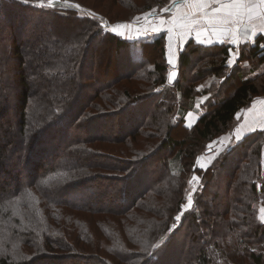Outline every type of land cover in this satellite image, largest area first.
Here are the masks:
<instances>
[{"label":"trees","instance_id":"1","mask_svg":"<svg viewBox=\"0 0 264 264\" xmlns=\"http://www.w3.org/2000/svg\"><path fill=\"white\" fill-rule=\"evenodd\" d=\"M48 1L0 0V83L11 76L22 86H13L17 99L2 94L0 105V264H83L91 249L103 251L89 264H161L180 242L174 264H264V223L252 210L264 195V129L221 149L206 171L196 164L202 147L264 98V36L240 46L232 67L230 46L190 39L169 84L165 33L129 41L107 31L111 12ZM171 1L111 3L115 17H127L122 8L133 13L119 22L158 15ZM107 43L115 57L109 71L97 55ZM202 98L203 112L188 127L185 116ZM194 174L202 176L195 204L173 229ZM106 187L119 190V202ZM154 203L159 219L137 217ZM79 214L100 216L106 247L73 223Z\"/></svg>","mask_w":264,"mask_h":264},{"label":"rangeland","instance_id":"2","mask_svg":"<svg viewBox=\"0 0 264 264\" xmlns=\"http://www.w3.org/2000/svg\"><path fill=\"white\" fill-rule=\"evenodd\" d=\"M78 1H81V0H78ZM82 1H83L82 3H84V4H88L90 6H94V7L98 8L97 11H99V12H107L108 11V12H111L112 13L111 16H113L112 18H113V21L114 22H110V23H108V25L106 24L108 28L115 27L116 25H120V24H126V25L127 24H131L132 25V29L131 30H121V31L124 32V36H122L121 38L126 39V40H129V41H135V40H138V39H141V38H145L146 36H148L149 33L148 34H145L143 36H140V34L136 31V29L139 28V29L142 30V27H140V25L142 24L143 20L145 19L144 17L147 14H149V13H152V12L155 13V11H156L155 9L154 10H151V11L144 12V13L139 14V15H136L130 21H119V22H117V20H122V19L129 18L131 15H133V13L130 12V11L125 10L124 8H122L120 10V12L127 13V14L123 15V16H127V17L126 18H124V17H120L119 18L117 16L115 17V14L117 12V9H119V7H115L111 3V0H103L102 3L99 0H82ZM49 2H50V0L48 1V4H49ZM51 2H52V4H55V3H60L61 0H51ZM66 4L76 7L81 14H89V15H92V16H96L97 15L96 12H93V11L87 9V8H84L78 2H68L67 1ZM165 8H167V7H165ZM137 18H140V19H137ZM109 33H111V32H109ZM48 36H50V34H48L45 38H43V41L44 40H47L48 39ZM129 36H132L133 38L132 39H129L128 38ZM135 37H139V38H135ZM107 48H108V43L105 45V47H100V46L97 47V55H100L101 54V59H102L103 65H106V69L108 68V71H109V68L112 65L111 62H114V61H109V60L110 59L112 60L115 57H114V53H113V51H111L110 47L108 49ZM23 50H25V53L27 54V57L29 58L31 56V51L29 50V48L28 47L27 48L24 47ZM150 60L153 61L152 58H151V56H150ZM106 69H105V71H106ZM105 71H103L102 73H98L97 77L98 78L103 77L104 74H105ZM110 72H111V70H110ZM18 83H19L18 82V79L16 77L15 78L14 77L11 78V76H9V78L7 79V82L0 83V85H2V86H0V105L2 104V100H1V97H3L2 94H4V97H5V95H9V98H12L13 97L14 99H17V95L15 93H13L12 90H13V86L16 87V85H18L19 86V89H21L22 86L19 85ZM83 83H88V81L85 80V82H83ZM30 85L33 88V90H36V86L34 85L33 80H31ZM1 89H2V92H1ZM204 101H205V99L202 98L200 100L199 104H197V107H195V109L192 110V111L200 112L199 116L203 112V109L201 108V103L204 102ZM186 117H187V115L185 116L186 125L188 127H191L195 123V120H196L197 116L194 115V118L193 119H188V120H187ZM238 126H239V124H237L231 132H229V133H227L225 135H222V136L216 138L214 141L206 144L205 147H202V149L200 150V152L198 154V157H197V161H199V165L197 164V161H196L197 167L200 170L206 171L207 168L209 167V165L216 159V157L218 156V154L221 151V149L223 150L224 147H227V148L228 147L229 148L230 147H234V146H237L238 143H240V141L243 138L239 137L240 135H237V133H238L237 132L238 131ZM181 129L182 128H180V127L179 128H176L173 131L174 134L175 133H178L179 130H181ZM191 140L192 139L190 138L189 142ZM208 151H210V152H208ZM176 152L177 151H175L174 153H176ZM263 162H264V159H263ZM201 166H203V167H201ZM231 166H232V164H231ZM231 166L229 165L225 171H222L221 172L220 175L223 176L224 178L227 175L229 176L228 170L230 171L232 169ZM229 167H231V168H229ZM204 169H206V170H204ZM263 169H264V166H263ZM240 174H241V170H239V173L236 175V177H235L236 180H239L240 179ZM194 177L199 180V183H197L196 180L193 179ZM193 178L191 179V182L192 183L190 184V186L188 188L189 191H188L187 197H186L187 200H188V197L189 196L192 197V206H191V208H193V206L195 204V200H196L195 198H196V195H197V190L202 185V176L200 174H198V175L197 174H194L193 175ZM252 180L254 181V179H252ZM241 181H243V179H241L240 182ZM146 183L147 182H145L144 185H146ZM259 185H262V184L259 183ZM106 188H107V194H109V196H112L111 198H116L117 197V200L119 199L118 197H119L120 194H119V190L118 189L117 190H113V189H110L111 187L110 188L109 187H106ZM175 188H176V185H174V189ZM220 189H221L220 192L222 193V195L220 196V198L218 199V201L219 202H224V200H226L225 199V191H226L225 189L226 188H225V186H222V187H220ZM142 190H143V187H140L137 192L139 193ZM91 194L94 195V193H91ZM263 194H264V192H263ZM133 197L134 196H132L130 198L132 199ZM158 200H163V195L160 196V197H158ZM187 200H186L185 204L182 206V210L180 211V213H178V214H180V220H175L174 223H173V225H172L173 229H175V227H177V225L181 222L182 215L185 212H187L189 209H191V208H188L187 210H185V208L187 207ZM118 202H119V200H118ZM255 202L258 203V204H255L254 205ZM156 204L157 203H154L153 205L149 206L144 212L140 213V216H137V217L138 218L139 217H144V218H147V219H152V218L154 219V218H156L155 216L157 215L158 216L157 219H159L160 218V214H159L160 213V209L157 207ZM252 210H253V212L255 211V214H257V218L261 221V215H262V211L261 210H264V195L263 196H259L258 197V200H256V201L254 200L252 202ZM175 213H176L175 209L172 208L170 210V212L168 213V216H167L168 217V223L171 221V217ZM178 214H176V216ZM79 216H80L79 218H77V217L74 218L73 223L76 222V219H78V220L82 219L81 214H79ZM104 217H106V220H108L110 218V220H108V222H111V224H112V222H115V221L118 222V220L115 217H111V216H109V217L108 216H104ZM163 218H165V216H163L162 219ZM136 219L137 218H134L133 222L136 223L137 222ZM97 220L98 221H101L100 216H97V219L94 218V216H89V218H84V221L83 220H80V222H82L83 224H85L86 229L89 232V233L87 232L88 235H86V236H88V238L91 241H93L94 243H95V241L98 242V243H100L101 244V247L104 248L111 241L109 242V239L110 238L108 239V236L106 237V235L104 234V230H102V229H104L103 225L100 224V226L99 225L96 226ZM142 225H144V224H141V226ZM185 228H187V227H185ZM138 233H139V231H138ZM139 235L140 234H138V236ZM134 244L135 243H132V245H134ZM180 244H181V242L178 243L175 246H171L170 248H168V251L165 252L166 255L164 254L162 256L161 264H171L172 263V260L179 253L178 251L180 250V247H181ZM109 247H110V245H109ZM97 250L99 252H96ZM97 250L96 251H93V249H91L88 254H84L85 256H87V258L84 260V262L82 261V263L83 264H89L90 262H93L94 260L97 262L98 259H99L98 255H100V251L101 250L103 251V249H101V250L97 249ZM65 264H71V262H66ZM172 264H174V263H172ZM245 264H247V263H245ZM248 264H250V263H248Z\"/></svg>","mask_w":264,"mask_h":264},{"label":"crops","instance_id":"3","mask_svg":"<svg viewBox=\"0 0 264 264\" xmlns=\"http://www.w3.org/2000/svg\"><path fill=\"white\" fill-rule=\"evenodd\" d=\"M225 3H230L231 0H223ZM219 5L213 4L211 7L207 8L208 13H212L215 11L216 7ZM191 9L188 7V0H172L171 4L167 7L161 10V13L156 15L154 12L147 14L140 25L142 29L147 27L148 29H151L153 26H156L160 28L161 30L159 32H152L149 31L148 33H165L166 34V55H167V61L169 56L172 57L173 61L176 64V68H179V57L180 53L184 50L187 42L190 39H196L203 40L204 44H225L230 46V58L229 60H233L235 64L237 58H238V51L240 46L251 43L253 44L257 37L264 36V22L256 20L253 21L248 25V28L251 30L247 33H241V39L240 42L236 45H233L228 42L229 38H225L224 43L218 42V37L213 36V31H219L220 27L216 26L215 28L209 27L207 24L201 23L193 28L192 31H186L180 28H174L173 31V39L169 40V34L166 32V29L168 27H173V25L170 23L174 18H180L183 17L186 13H190ZM193 20H203L204 17L197 14L196 16L191 17ZM164 20L165 24L160 25V21ZM147 33V34H148ZM202 33V34H201ZM252 33H255V35H252ZM252 36L251 39H249V36ZM181 36H183V39H181ZM229 66V67H232ZM169 72L173 70L171 64L168 63ZM191 111L187 114V120L193 119L194 115L197 116L195 122L199 118L200 112ZM239 126H238V135L239 137L243 138L247 134L256 131V130H263L264 129V98L256 100L253 105L245 110H242L239 113ZM264 166V162H263Z\"/></svg>","mask_w":264,"mask_h":264},{"label":"snow or ice","instance_id":"4","mask_svg":"<svg viewBox=\"0 0 264 264\" xmlns=\"http://www.w3.org/2000/svg\"><path fill=\"white\" fill-rule=\"evenodd\" d=\"M213 4L219 5L216 7L215 11L212 13L207 12V8L211 7ZM43 6V5H41ZM48 7H52V2L50 0ZM188 7L191 9L190 13H186L183 17L174 18L170 23L173 27H168L166 32L169 34V40L173 39V31L174 28H180L186 31H192L194 27L197 25L204 23L207 24L209 27L215 28L216 26L220 27L219 31H213L212 35L218 37L219 43H224L225 38H229L228 42L236 45L240 42L241 33H247L251 31L248 28V25L253 21L259 20L264 22V0H231L230 3H225L223 0H188ZM199 14L200 16L204 17L203 20H193L191 17L196 16ZM140 19V18H137ZM165 21L161 20L160 25H164ZM131 24H120L116 25L115 27L108 28L107 31L113 33L117 37L124 36V32L121 30H131ZM161 29L153 26L151 29L145 27L144 29L137 28L136 31L143 36L147 34L149 31L152 32H159ZM202 34V33H201ZM255 35V33H252ZM132 39V36L128 37ZM139 38V37H135ZM249 39L252 38L250 35ZM183 39V36H181ZM200 44H204L203 40L197 41ZM168 63L171 64L172 68H176V64L173 61L172 57L169 56ZM234 63L233 60L228 61V65L232 66ZM176 76L175 71L171 72L168 77V83L171 84ZM238 135V133H237ZM199 165V161H197ZM203 167V166H201ZM206 170V169H204ZM199 183L197 178H193ZM192 183L191 181L189 182ZM192 206V197L189 196L187 200V207L191 208ZM262 211L261 215V222H264V210ZM176 220H180V214L175 217ZM163 242V237L161 238V243Z\"/></svg>","mask_w":264,"mask_h":264},{"label":"water","instance_id":"5","mask_svg":"<svg viewBox=\"0 0 264 264\" xmlns=\"http://www.w3.org/2000/svg\"><path fill=\"white\" fill-rule=\"evenodd\" d=\"M173 71H175L176 76H175V78H174V80L172 81L171 84H174V83L177 81L178 76H179V69H173V70H171V71L169 72V75H170V73L173 72ZM169 75H168V77H169ZM208 152H210V151H208Z\"/></svg>","mask_w":264,"mask_h":264}]
</instances>
